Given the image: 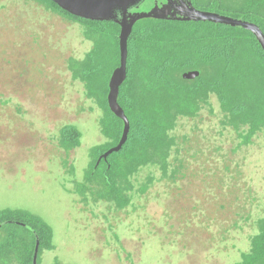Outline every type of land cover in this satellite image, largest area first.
Instances as JSON below:
<instances>
[{
	"label": "rangeland",
	"instance_id": "obj_1",
	"mask_svg": "<svg viewBox=\"0 0 264 264\" xmlns=\"http://www.w3.org/2000/svg\"><path fill=\"white\" fill-rule=\"evenodd\" d=\"M85 32L35 0H0V209H24L52 226L55 248L43 251L39 264L240 262L264 212V132L243 143L222 125L215 95L172 132L179 179L143 168L137 187L149 174L156 180L122 210L73 191L90 149L108 141L103 109L68 68L70 58L82 59L94 46ZM66 125L82 132L69 152L59 142Z\"/></svg>",
	"mask_w": 264,
	"mask_h": 264
},
{
	"label": "trees",
	"instance_id": "obj_2",
	"mask_svg": "<svg viewBox=\"0 0 264 264\" xmlns=\"http://www.w3.org/2000/svg\"><path fill=\"white\" fill-rule=\"evenodd\" d=\"M35 1L82 23L86 37L94 42L84 58L68 60L73 79L81 81L86 96L103 109L100 127L108 139L90 149L84 180L75 181L73 191L85 201L102 200L122 210L155 182L156 176L149 174L139 187L135 185L133 179L143 168L158 169L162 179L183 176V166L172 168L178 144L172 132L180 118H197L213 95L221 105L222 125L236 130L243 143L264 132V50L250 30L209 21L146 19L129 38L128 76L118 99L130 121L127 142L98 161L118 144L124 127L108 104L109 81L120 65V24L73 15L53 0ZM202 6L252 21L264 32V0H207ZM181 24L185 27H174ZM191 70L200 75L185 79L183 73ZM59 142L66 151L74 150L82 143V132L66 125ZM70 170L74 173L75 167ZM53 237L52 226L41 216L24 209H0V264H33L37 241L39 264L43 251L55 248ZM236 264H264V212L256 221L250 250Z\"/></svg>",
	"mask_w": 264,
	"mask_h": 264
},
{
	"label": "water",
	"instance_id": "obj_3",
	"mask_svg": "<svg viewBox=\"0 0 264 264\" xmlns=\"http://www.w3.org/2000/svg\"><path fill=\"white\" fill-rule=\"evenodd\" d=\"M61 8L70 12L73 15L92 19V20H116L120 24L119 48H120V65L113 71L109 81L108 104L110 109L120 117L124 122L123 133L117 145L109 148L104 152L98 161L102 158L107 159L109 155L118 152L127 142L130 132V121L123 107L120 105L119 93L122 84L128 76V57H129V38L133 32L137 21L148 17L166 18L167 15H162L156 9L147 11L129 12L132 6L137 5L141 0H53ZM179 8V16L181 20L193 21H209L213 23H222L234 27H241L250 30L264 50V32L256 23L229 15H224L218 12L202 11L192 6L191 1L187 0ZM117 11L122 12V17L117 18ZM200 75L199 70H191L183 73L185 79H194ZM39 241H37L33 264H38Z\"/></svg>",
	"mask_w": 264,
	"mask_h": 264
},
{
	"label": "flooded vegetation",
	"instance_id": "obj_4",
	"mask_svg": "<svg viewBox=\"0 0 264 264\" xmlns=\"http://www.w3.org/2000/svg\"><path fill=\"white\" fill-rule=\"evenodd\" d=\"M189 1H191L192 6L198 10L218 12V13L224 14L213 8L210 9V8H206V6H202L203 4H206L207 0H189ZM186 2L187 0H141L137 5L132 6L129 9V12H133L136 10L147 11L151 9H156L157 11H159L160 14L164 16L167 15V17L166 18L148 17V18L140 19L139 21L136 22L134 29L140 21L146 20V19H155V20L157 19V20L170 21V22H173V21L192 22L193 20H181V19L176 18L179 16L178 14L179 8H181L182 5L187 4ZM224 15H228V14H224ZM121 17H122V12L117 11V18L120 19ZM195 22H198V21H195Z\"/></svg>",
	"mask_w": 264,
	"mask_h": 264
}]
</instances>
